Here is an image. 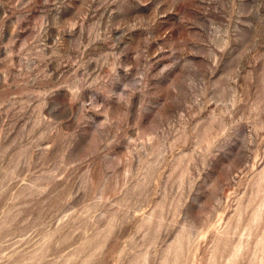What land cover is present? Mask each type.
Returning a JSON list of instances; mask_svg holds the SVG:
<instances>
[{
  "label": "rangeland",
  "instance_id": "374dc122",
  "mask_svg": "<svg viewBox=\"0 0 264 264\" xmlns=\"http://www.w3.org/2000/svg\"><path fill=\"white\" fill-rule=\"evenodd\" d=\"M0 264H264V0H0Z\"/></svg>",
  "mask_w": 264,
  "mask_h": 264
}]
</instances>
